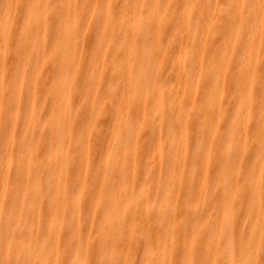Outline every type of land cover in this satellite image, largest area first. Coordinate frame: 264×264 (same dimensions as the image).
Returning a JSON list of instances; mask_svg holds the SVG:
<instances>
[{"label": "bare ground", "instance_id": "obj_1", "mask_svg": "<svg viewBox=\"0 0 264 264\" xmlns=\"http://www.w3.org/2000/svg\"><path fill=\"white\" fill-rule=\"evenodd\" d=\"M247 3L0 0V264L261 259L264 23Z\"/></svg>", "mask_w": 264, "mask_h": 264}, {"label": "snow or ice", "instance_id": "obj_2", "mask_svg": "<svg viewBox=\"0 0 264 264\" xmlns=\"http://www.w3.org/2000/svg\"><path fill=\"white\" fill-rule=\"evenodd\" d=\"M9 7H11V5H9ZM37 7H40V5H36V4H31L29 5L30 9H35ZM162 7L161 4L156 3V4H145L144 8H145V13L146 16L148 17L149 20L152 19L153 17V12L156 8H160ZM247 7L252 10V11H256L257 9H259V13L261 16V22L264 23V0H248L247 3ZM261 136L264 137V128L261 129ZM264 186V185H262ZM262 204H264V202H262ZM262 233H264V222H262ZM264 238V237H262ZM195 245V238L193 240V248ZM187 249L185 250V260L183 262V264H196L195 261H189L187 259ZM38 264H52L51 261L45 260V261H40L38 262ZM64 264H70L69 261H65ZM105 264H124V261L122 260H112V261H106ZM153 264H155V262H153ZM245 264H264V244H262V251H261V259L259 261H255V260H249L246 261Z\"/></svg>", "mask_w": 264, "mask_h": 264}]
</instances>
